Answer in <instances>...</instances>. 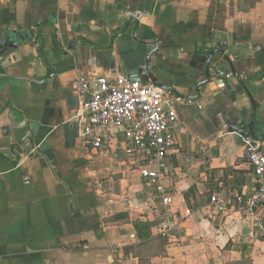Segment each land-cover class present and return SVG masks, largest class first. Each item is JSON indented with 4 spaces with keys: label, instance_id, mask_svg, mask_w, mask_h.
<instances>
[{
    "label": "crops",
    "instance_id": "1",
    "mask_svg": "<svg viewBox=\"0 0 264 264\" xmlns=\"http://www.w3.org/2000/svg\"><path fill=\"white\" fill-rule=\"evenodd\" d=\"M25 30L29 41L6 45ZM147 41L154 77L183 95L205 79L211 44L227 42L232 64L215 52L197 99L166 93L177 113L166 184L180 218L169 240L156 236L159 205L128 166L126 133L101 147L81 139L75 89L79 74L143 65ZM1 73L0 264H264V217L210 202L254 185L232 128L254 104L264 132V0H0Z\"/></svg>",
    "mask_w": 264,
    "mask_h": 264
},
{
    "label": "built area",
    "instance_id": "2",
    "mask_svg": "<svg viewBox=\"0 0 264 264\" xmlns=\"http://www.w3.org/2000/svg\"><path fill=\"white\" fill-rule=\"evenodd\" d=\"M129 15L140 18L141 13ZM75 89L84 120L80 128L81 139L101 147L103 136L112 130L122 129L126 133L124 150L128 155V166L137 170L153 190L159 205L160 224L156 236L169 240L180 218L173 216L174 197L166 184L167 153L173 144L171 129L177 121L167 92L151 82L106 74H79ZM243 156L254 175L250 192L214 193L210 202L220 208L235 203L260 219L264 217V151L260 141H247Z\"/></svg>",
    "mask_w": 264,
    "mask_h": 264
},
{
    "label": "water",
    "instance_id": "3",
    "mask_svg": "<svg viewBox=\"0 0 264 264\" xmlns=\"http://www.w3.org/2000/svg\"><path fill=\"white\" fill-rule=\"evenodd\" d=\"M234 37H235L234 34H231L229 36V38H228L229 44L233 41ZM30 39H31V33L29 31H26V30L22 33H19V34L11 33L7 38L6 45L9 48L15 49L18 45L23 44V43L29 41ZM142 42L146 43L145 41H142ZM72 43H73V40L69 42V44L67 46V51L64 54H67L68 51L71 50ZM147 43L153 44L154 48L147 51L144 64L141 66H138L135 70H132L130 72H127L126 68L124 66H121V69H119L118 77H127L129 79L140 80V81L145 82V83L151 82V83L157 85L158 87H160L161 89H163L165 92L173 94V95L180 97L182 99L192 100V99H197L199 96L198 87L200 85H203L204 83H206L209 80L208 66H209L210 60H211V58L215 52H218L225 60H227L228 63L230 64L231 68H232L231 61H230L229 57L225 54L227 42H220L217 45L211 44V46H217V49L212 50L211 53L209 54L207 60H206V72H205L206 77H205V79L203 80V82L201 81L195 85L193 95H183V94L178 93L172 87H170V86L167 87V85L160 83L154 77L153 67L150 64V56L153 53V51H155V49H156V43L154 41H147ZM14 58H15V55L8 57V61H11ZM216 69H217L218 73L220 75H222V73H221L222 68L217 65ZM231 70H232L233 75L237 79V81L239 83H241V79L239 78V75L233 69H231ZM2 76L8 77L9 75H7L5 73H1L0 77H2ZM254 119H255V105L252 104V114H251V118H250L249 122L247 124H245L244 122L241 121V118H239V119L237 118V120H235V122L233 124L234 126H233L232 130L234 131L235 128L240 129L243 133L244 139L247 141H249V140L262 141L264 139V132L261 134H257L254 131V127H253ZM24 124H25V122H21L20 124H14V126L16 127L17 125H24ZM26 129H27V131L23 135L22 141L27 138L28 141L31 142L32 138H31V134H30V130H29V125H26Z\"/></svg>",
    "mask_w": 264,
    "mask_h": 264
},
{
    "label": "rangeland",
    "instance_id": "4",
    "mask_svg": "<svg viewBox=\"0 0 264 264\" xmlns=\"http://www.w3.org/2000/svg\"><path fill=\"white\" fill-rule=\"evenodd\" d=\"M106 138V135H104L103 136V139H105ZM103 142L106 144V141L105 140H103ZM117 174V173H116ZM116 175H113L112 173H111V175H110V177H112L113 179H115L116 177H115ZM110 177H109V175H107L106 176V179H109L110 180Z\"/></svg>",
    "mask_w": 264,
    "mask_h": 264
}]
</instances>
